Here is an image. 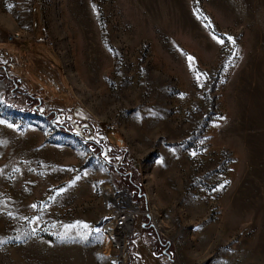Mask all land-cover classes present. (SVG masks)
<instances>
[{
    "label": "rangeland",
    "instance_id": "obj_1",
    "mask_svg": "<svg viewBox=\"0 0 264 264\" xmlns=\"http://www.w3.org/2000/svg\"><path fill=\"white\" fill-rule=\"evenodd\" d=\"M0 66V264H264V0H0Z\"/></svg>",
    "mask_w": 264,
    "mask_h": 264
},
{
    "label": "built area",
    "instance_id": "obj_2",
    "mask_svg": "<svg viewBox=\"0 0 264 264\" xmlns=\"http://www.w3.org/2000/svg\"><path fill=\"white\" fill-rule=\"evenodd\" d=\"M129 206L130 207L125 206L120 208H113L106 219L107 221L104 228L118 231L125 229L129 226V224L133 225L136 219V215L140 213V210L139 206H135L133 204H130Z\"/></svg>",
    "mask_w": 264,
    "mask_h": 264
},
{
    "label": "bare ground",
    "instance_id": "obj_3",
    "mask_svg": "<svg viewBox=\"0 0 264 264\" xmlns=\"http://www.w3.org/2000/svg\"><path fill=\"white\" fill-rule=\"evenodd\" d=\"M106 193L110 194V190L107 189ZM122 195L126 196L123 193H122ZM122 203H123V201H122ZM126 204H128L127 201H126ZM126 204H124V206H126ZM154 221H155V223L157 224V226L160 229H163L164 226H163L162 222L160 221V219L158 217L154 216ZM128 228L129 227H126L125 229L118 230V231L105 229L106 230L105 234L107 235L108 238L112 239V241L116 244V246L121 247L123 245V243H124L125 236L129 233V229ZM123 261H124V252L121 255H119L118 257L112 258V262L114 264L120 263V262H123Z\"/></svg>",
    "mask_w": 264,
    "mask_h": 264
},
{
    "label": "crops",
    "instance_id": "obj_4",
    "mask_svg": "<svg viewBox=\"0 0 264 264\" xmlns=\"http://www.w3.org/2000/svg\"><path fill=\"white\" fill-rule=\"evenodd\" d=\"M140 222L141 223L139 225V228H141V230L139 231L138 234H139V237L142 241V245L144 247L148 248V250H150L149 252L152 253V251L154 252L156 250V245L161 244L160 239H159L156 231H153V230L149 231L148 229H145V226H143V227L141 226L142 223L144 222V219H140ZM134 223H133V227H134Z\"/></svg>",
    "mask_w": 264,
    "mask_h": 264
},
{
    "label": "water",
    "instance_id": "obj_5",
    "mask_svg": "<svg viewBox=\"0 0 264 264\" xmlns=\"http://www.w3.org/2000/svg\"><path fill=\"white\" fill-rule=\"evenodd\" d=\"M118 193H123V194H125L126 195V201H127V205L129 206L130 204H132V197H131V195H130V193H129V191L128 190H123V191H118ZM117 208H120V206L119 207H117ZM149 218V215H147V219ZM146 225V224H145ZM129 228V233H131V231H132V228H133V225L132 224H129V226H128ZM161 243V242H160ZM161 245L163 246V252L161 253V255H163L164 257H167L168 259H170V254H169V252H168V250H169V248H170V243L169 242H167V243H161Z\"/></svg>",
    "mask_w": 264,
    "mask_h": 264
},
{
    "label": "trees",
    "instance_id": "obj_6",
    "mask_svg": "<svg viewBox=\"0 0 264 264\" xmlns=\"http://www.w3.org/2000/svg\"><path fill=\"white\" fill-rule=\"evenodd\" d=\"M0 68H1V66H0ZM16 86H19V83H17ZM26 96H27L28 101H35V100H38V99H36V98L33 97V96H30V95H26ZM38 101H39V100H38ZM37 113H39V112H37ZM46 116H50L49 113H48ZM52 119H53V117H51V120H52ZM62 130L65 131L66 133L73 134V133L71 132V130L68 129V128H66V127H62ZM100 149H101V147L99 146V147H98V150H100ZM97 152H99V151H97ZM146 229H147V227H146ZM160 241H161V243H162V239H161V238H160Z\"/></svg>",
    "mask_w": 264,
    "mask_h": 264
},
{
    "label": "snow or ice",
    "instance_id": "obj_7",
    "mask_svg": "<svg viewBox=\"0 0 264 264\" xmlns=\"http://www.w3.org/2000/svg\"><path fill=\"white\" fill-rule=\"evenodd\" d=\"M213 38H214V39H216V37H215V36H214ZM228 39H229V40H231V37H229ZM218 42H219V43H224V41H223V40H218ZM188 59H189L190 61L192 60V58H191V57H189ZM198 78H199V77H198Z\"/></svg>",
    "mask_w": 264,
    "mask_h": 264
},
{
    "label": "flooded vegetation",
    "instance_id": "obj_8",
    "mask_svg": "<svg viewBox=\"0 0 264 264\" xmlns=\"http://www.w3.org/2000/svg\"><path fill=\"white\" fill-rule=\"evenodd\" d=\"M126 175V174H125ZM129 177H131L130 175H126V179H128ZM130 179H132V178H130ZM129 182H130V180H129ZM162 246V245H161Z\"/></svg>",
    "mask_w": 264,
    "mask_h": 264
}]
</instances>
